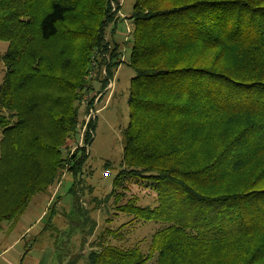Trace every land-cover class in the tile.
I'll return each mask as SVG.
<instances>
[{
	"label": "trees",
	"instance_id": "trees-1",
	"mask_svg": "<svg viewBox=\"0 0 264 264\" xmlns=\"http://www.w3.org/2000/svg\"><path fill=\"white\" fill-rule=\"evenodd\" d=\"M120 10L119 0H0V228L66 168L76 196L95 120L66 153L94 65L105 87L122 63L121 44L106 40ZM128 19L135 77L113 185L148 183L157 205L116 209L165 226L148 254L111 243L126 225L107 229L85 264H264V0H135Z\"/></svg>",
	"mask_w": 264,
	"mask_h": 264
},
{
	"label": "rangeland",
	"instance_id": "rangeland-1",
	"mask_svg": "<svg viewBox=\"0 0 264 264\" xmlns=\"http://www.w3.org/2000/svg\"><path fill=\"white\" fill-rule=\"evenodd\" d=\"M119 2L121 10L117 17L122 19L114 36L112 28L108 27L106 40L111 47L114 45L113 40L122 45L119 47L122 63L105 87V68L94 65L90 75L93 90L83 95L78 135L66 153L72 156L77 147L84 145L82 138L85 125L90 110H94L96 126L91 144L86 147L88 161L79 178L81 181L76 189L77 194L74 197L69 192L76 180L66 168L60 172L57 184L31 199L17 221L3 222L0 228V250L9 245L12 248L7 255L1 256L0 264H85L98 237L105 234L107 229L116 230L122 225H126L121 230L123 238L110 237L111 243L124 248L138 245L148 254L153 235L165 226L157 221H134V217L116 209L130 199L142 207L157 205V193L148 183L128 180L116 188L113 185L122 166L125 133L130 121V84L135 77L134 69L128 64L133 30L128 17L133 12L135 0ZM128 29L131 31L128 32ZM7 50L8 43L0 41V84L6 73L3 57ZM85 100L88 102L86 108ZM1 139L0 129V142ZM120 194L123 196L118 200L116 195ZM156 263L157 255H153L147 264Z\"/></svg>",
	"mask_w": 264,
	"mask_h": 264
},
{
	"label": "built area",
	"instance_id": "built-area-1",
	"mask_svg": "<svg viewBox=\"0 0 264 264\" xmlns=\"http://www.w3.org/2000/svg\"><path fill=\"white\" fill-rule=\"evenodd\" d=\"M131 30L130 29H128V32H130ZM85 99H87V98H85ZM88 106V102H87V100H85L84 101V107L86 108ZM90 110V109H89ZM91 111V113L89 114V118L87 119V123H86V125H85V132H84V134H83V138H82V141H84V136H85V133H86V130H87V127H88V124L90 123V121L91 120H94L95 119V112H94V110H90ZM93 116V119L91 118ZM83 146H85V143H84V145ZM88 147V146H87Z\"/></svg>",
	"mask_w": 264,
	"mask_h": 264
},
{
	"label": "crops",
	"instance_id": "crops-1",
	"mask_svg": "<svg viewBox=\"0 0 264 264\" xmlns=\"http://www.w3.org/2000/svg\"><path fill=\"white\" fill-rule=\"evenodd\" d=\"M12 245L6 246L4 248H2V250H0V259L2 255H7L9 253V251H11L10 249Z\"/></svg>",
	"mask_w": 264,
	"mask_h": 264
}]
</instances>
